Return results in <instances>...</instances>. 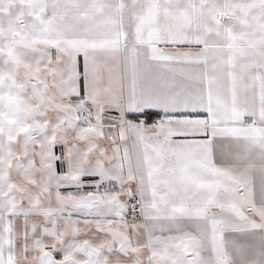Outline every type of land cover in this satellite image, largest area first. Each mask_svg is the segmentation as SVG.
Here are the masks:
<instances>
[{"label":"snow or ice","instance_id":"obj_1","mask_svg":"<svg viewBox=\"0 0 264 264\" xmlns=\"http://www.w3.org/2000/svg\"><path fill=\"white\" fill-rule=\"evenodd\" d=\"M0 264H264V0H0Z\"/></svg>","mask_w":264,"mask_h":264},{"label":"crops","instance_id":"obj_2","mask_svg":"<svg viewBox=\"0 0 264 264\" xmlns=\"http://www.w3.org/2000/svg\"><path fill=\"white\" fill-rule=\"evenodd\" d=\"M82 60H83V58H82ZM145 112H157V113H159L157 110H154V109H146ZM113 113H114V115H118V113H116L115 110H113ZM159 114H160V115H159L157 118H160L161 115H162L161 113H159ZM136 115H141V114H129V115H128V118H129V119H132V120H134V121H136V122H138L139 119H143L146 125H151L152 123H154V122H147L144 118H135ZM177 115H178V114H177ZM193 115H194V114H193ZM157 118H156V119H157ZM174 139H175V138H174Z\"/></svg>","mask_w":264,"mask_h":264},{"label":"rangeland","instance_id":"obj_3","mask_svg":"<svg viewBox=\"0 0 264 264\" xmlns=\"http://www.w3.org/2000/svg\"><path fill=\"white\" fill-rule=\"evenodd\" d=\"M80 59V64H81V71H83V60H82V57H80L79 58ZM114 114V113H113ZM156 119V118H155ZM154 119V120H155ZM154 122V121H153ZM59 148H60V146H57V149H56V151H57V153L59 152ZM84 179V181H85V191H87V190H90L91 189V187H92V185H91V181H93L94 179H98V178H93V177H84L83 178ZM101 191H103V189H101Z\"/></svg>","mask_w":264,"mask_h":264},{"label":"trees","instance_id":"obj_4","mask_svg":"<svg viewBox=\"0 0 264 264\" xmlns=\"http://www.w3.org/2000/svg\"><path fill=\"white\" fill-rule=\"evenodd\" d=\"M160 114L157 112H145L141 115H136L135 118H144L147 122H153Z\"/></svg>","mask_w":264,"mask_h":264},{"label":"built area","instance_id":"obj_5","mask_svg":"<svg viewBox=\"0 0 264 264\" xmlns=\"http://www.w3.org/2000/svg\"><path fill=\"white\" fill-rule=\"evenodd\" d=\"M158 119H159V118L155 119L154 122H155L156 120H158Z\"/></svg>","mask_w":264,"mask_h":264}]
</instances>
